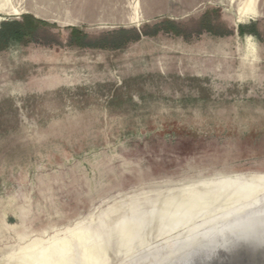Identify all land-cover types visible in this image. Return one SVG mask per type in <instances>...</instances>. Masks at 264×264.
Listing matches in <instances>:
<instances>
[{
  "label": "rangeland",
  "instance_id": "374dc122",
  "mask_svg": "<svg viewBox=\"0 0 264 264\" xmlns=\"http://www.w3.org/2000/svg\"><path fill=\"white\" fill-rule=\"evenodd\" d=\"M0 8V29L25 17L48 24L0 51V264H36L65 242L69 264H136L234 209V196L204 181L264 175V0H0ZM168 20L179 33L120 48L102 41ZM240 26L256 34L240 35ZM73 30L98 47L80 46ZM204 208L168 225L181 217L174 212ZM90 230L91 246L100 245L88 253L76 243Z\"/></svg>",
  "mask_w": 264,
  "mask_h": 264
},
{
  "label": "water",
  "instance_id": "95a60500",
  "mask_svg": "<svg viewBox=\"0 0 264 264\" xmlns=\"http://www.w3.org/2000/svg\"><path fill=\"white\" fill-rule=\"evenodd\" d=\"M228 222L227 227L236 226L234 220ZM241 222L245 225L249 220ZM136 264H264V220L234 233L204 229L179 239L172 248L150 251Z\"/></svg>",
  "mask_w": 264,
  "mask_h": 264
},
{
  "label": "bare ground",
  "instance_id": "6f19581e",
  "mask_svg": "<svg viewBox=\"0 0 264 264\" xmlns=\"http://www.w3.org/2000/svg\"><path fill=\"white\" fill-rule=\"evenodd\" d=\"M225 176H227V175H225ZM236 176H238V175H236ZM220 177H221V175H220ZM202 178H203V176H202ZM187 182H189V181H187ZM203 183L206 186L216 185L213 188L220 189L221 195L222 194L223 195H232V196H234V201H235L234 202V209L231 208L232 210L230 209V210L226 211L224 213V215H221L220 221L218 223H216L215 221L212 223L210 222L209 228L212 229V233L215 231L220 232V234H222L224 232H232V233L240 232V231L245 229L246 225L253 224V223H255V221L258 222V221L264 220V212L257 214V213H255L256 211L253 210L254 207H258V206L261 207L264 205V175L258 174V175L251 177V178H245V177H239V176L238 177H225V178H218V181H216V182L212 181V182L207 183V181H204ZM24 198H25V196H24ZM21 209H23V208H21ZM11 210H8V211H11ZM209 210L210 209H208V208H204V209H201L198 211H194L193 214H190V215L188 214V216H182L181 211L174 212V215L178 214V215H181V217H179V218L172 217V218L167 219L169 221L168 225H170L171 229H175L178 226H181V225L183 226L185 224L192 222V219H194L197 216H202V215L208 214L210 212ZM20 212L22 213L21 210H20ZM25 215H26V213H25ZM25 215H23V216H25ZM3 216H2V218H3ZM245 218L248 219L249 222H246L247 224L244 225L243 222H241V220H243ZM231 219H234V225H236V226H233V227L229 226L231 224L228 222V220H231ZM3 222H4V220H3ZM227 223H229V225H228L229 227L226 226ZM139 225H141V224H139ZM139 225L137 223L138 227H139ZM218 225H221L223 227H221L219 229V228H217ZM5 228H8V227L5 226ZM10 229L12 230V228H10ZM0 230H3V229L1 228ZM5 230H8V229H5ZM0 232L2 233V231H0ZM7 233H9V232H7ZM2 234L4 235V233H2ZM92 234L93 233L90 230V234L79 236L77 243H76L77 245H81V246L86 244L87 245L86 250L88 251V253L96 245H98V246L100 245V243H97L95 246H91L90 243H91V240L93 239ZM29 236H30V234H29ZM134 239H132V240H134ZM33 241H32V243H33ZM35 241H34V244L36 245ZM38 241H39V239H38ZM41 244H42V242H41ZM129 244H132V243L129 242ZM58 245L59 244H55L54 246H52L50 251H45L44 253L39 254L38 257L36 258V260H37L36 264H69V262L71 260V258L69 256V254H70L69 252H70V249L72 247L70 246V244H67V242H65L64 244L61 243V245H59L60 247H58ZM31 246L32 245H30L28 247H31ZM39 246H40V244H39ZM33 247H34V245H33ZM33 247H31V248H33ZM57 247H58V249H57ZM125 247L129 248L130 245H125ZM37 248L35 246V249H37ZM3 249H5V248H3ZM28 251H29V248H28ZM28 251H27V253H28ZM22 253H23V250H22ZM25 253H26V250H25ZM88 261H89L88 262L89 264H104L105 263V262H96L95 263V261L93 262L91 260H88ZM24 264H35V263H33L31 258H26V260H24Z\"/></svg>",
  "mask_w": 264,
  "mask_h": 264
},
{
  "label": "trees",
  "instance_id": "16d2710c",
  "mask_svg": "<svg viewBox=\"0 0 264 264\" xmlns=\"http://www.w3.org/2000/svg\"><path fill=\"white\" fill-rule=\"evenodd\" d=\"M43 26H48V24L43 21H38L32 17H25L22 22L4 23L0 29V51L6 49L9 45V42L12 40H20L25 37L33 36L35 32ZM178 28L179 26L176 23L168 20L154 26H147L143 32L136 29H120L108 34L102 41L113 47L120 48L127 43L139 41L142 36H155L160 32L179 33ZM204 29L210 33L213 32V30L210 28L205 27ZM238 30L240 35H244L248 32L256 34V31L253 29L246 31V28L243 26H240ZM71 36L80 46H86L90 48L98 47L96 44L92 43L83 45L82 42L87 38V35L83 34L79 30H73Z\"/></svg>",
  "mask_w": 264,
  "mask_h": 264
}]
</instances>
